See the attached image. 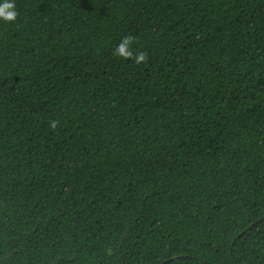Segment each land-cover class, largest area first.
Here are the masks:
<instances>
[{"label": "trees", "instance_id": "trees-1", "mask_svg": "<svg viewBox=\"0 0 264 264\" xmlns=\"http://www.w3.org/2000/svg\"><path fill=\"white\" fill-rule=\"evenodd\" d=\"M6 2L0 264H264V0Z\"/></svg>", "mask_w": 264, "mask_h": 264}, {"label": "clouds", "instance_id": "clouds-1", "mask_svg": "<svg viewBox=\"0 0 264 264\" xmlns=\"http://www.w3.org/2000/svg\"><path fill=\"white\" fill-rule=\"evenodd\" d=\"M15 8L14 3H5L3 5H0V17L5 19L6 21H14L16 19L17 13L13 10ZM129 37H125L124 40L121 42L120 45H118L115 55L121 56L124 59H128L132 57L131 51L127 49V45L130 42ZM147 60V53H137L136 56V62H146ZM58 122L57 121H52L51 122V127L55 129L57 127Z\"/></svg>", "mask_w": 264, "mask_h": 264}]
</instances>
